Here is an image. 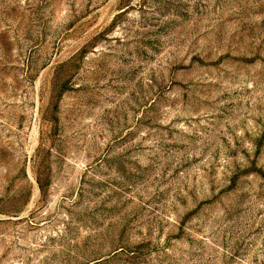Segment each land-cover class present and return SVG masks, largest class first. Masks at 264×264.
I'll list each match as a JSON object with an SVG mask.
<instances>
[{
    "label": "rangeland",
    "instance_id": "obj_1",
    "mask_svg": "<svg viewBox=\"0 0 264 264\" xmlns=\"http://www.w3.org/2000/svg\"><path fill=\"white\" fill-rule=\"evenodd\" d=\"M0 264H264V0H0Z\"/></svg>",
    "mask_w": 264,
    "mask_h": 264
}]
</instances>
